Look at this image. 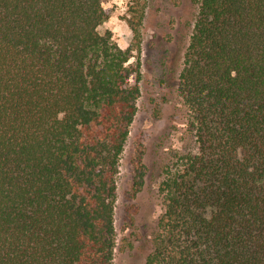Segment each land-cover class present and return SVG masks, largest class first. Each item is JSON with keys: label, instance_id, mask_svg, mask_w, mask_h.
<instances>
[{"label": "trees", "instance_id": "trees-1", "mask_svg": "<svg viewBox=\"0 0 264 264\" xmlns=\"http://www.w3.org/2000/svg\"><path fill=\"white\" fill-rule=\"evenodd\" d=\"M110 17L0 0V264H114L141 87ZM177 89L199 151L162 183L146 264H264V0H201Z\"/></svg>", "mask_w": 264, "mask_h": 264}, {"label": "rangeland", "instance_id": "rangeland-1", "mask_svg": "<svg viewBox=\"0 0 264 264\" xmlns=\"http://www.w3.org/2000/svg\"><path fill=\"white\" fill-rule=\"evenodd\" d=\"M200 2L104 0L111 14L104 27L113 30L122 47L134 44L132 60L140 61L141 87L117 180L114 264H146L165 212L162 183L182 166L186 154L199 151L177 88ZM130 18L141 22L139 33Z\"/></svg>", "mask_w": 264, "mask_h": 264}]
</instances>
